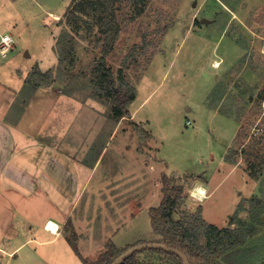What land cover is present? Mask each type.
Returning a JSON list of instances; mask_svg holds the SVG:
<instances>
[{
  "label": "rangeland",
  "instance_id": "374dc122",
  "mask_svg": "<svg viewBox=\"0 0 264 264\" xmlns=\"http://www.w3.org/2000/svg\"><path fill=\"white\" fill-rule=\"evenodd\" d=\"M80 1L103 0H0V21L9 20L0 27L15 40L14 49L1 53L11 62L10 88L25 70L18 67L42 61L47 75L35 76L34 65L25 86L41 79L40 88L61 89L84 103L90 98L87 117L100 135L120 125L122 149L108 153L111 166L94 178L74 210L77 226L65 224L64 235L91 261L110 244L150 243L159 238L150 210L166 188L179 192L183 216L199 211L218 226H227L232 214L250 221L245 207L252 196L264 210V190L240 196L242 169L264 189V0H114L120 33L107 60L137 90L131 116L118 122L112 102L94 97L89 80L102 55L104 12L93 4L88 13L77 10L76 26L67 12ZM64 44H73L74 61L61 58ZM234 162L240 167L232 170ZM209 177L215 194L202 205L192 187ZM258 228L264 234V224ZM75 264L84 263L76 257Z\"/></svg>",
  "mask_w": 264,
  "mask_h": 264
},
{
  "label": "crops",
  "instance_id": "0c3cea01",
  "mask_svg": "<svg viewBox=\"0 0 264 264\" xmlns=\"http://www.w3.org/2000/svg\"><path fill=\"white\" fill-rule=\"evenodd\" d=\"M8 21L1 19L0 26ZM6 33L0 27V40ZM6 56L0 52V264H75L78 256L63 227L68 222L72 228L77 226L71 219L81 198L107 164L111 166L113 160L107 161L111 149H122L116 141L120 125L100 135L102 130L88 118L92 113L90 98L84 103L61 89L38 86L31 93L24 88L34 65L41 71L46 68L42 61L34 59L18 67L25 70L12 79L17 83L10 88L11 62L4 60ZM16 109L17 114L11 116ZM129 112L131 116L130 107ZM111 118L116 121L112 114ZM240 163L234 162L232 170ZM242 170L246 187L240 196H260L263 187ZM210 181V177L199 180L192 187V197L202 205L215 194ZM50 222L57 225L55 231L48 228Z\"/></svg>",
  "mask_w": 264,
  "mask_h": 264
},
{
  "label": "trees",
  "instance_id": "16d2710c",
  "mask_svg": "<svg viewBox=\"0 0 264 264\" xmlns=\"http://www.w3.org/2000/svg\"><path fill=\"white\" fill-rule=\"evenodd\" d=\"M113 2L114 0H103L97 3L80 1L76 2L74 9L68 10L67 13L73 18L76 26H79L81 17L77 10L88 13L92 9V4L97 6L94 7L96 10L103 9V16L99 18L102 20L100 32L104 35L102 55L95 61L89 80L93 86V96L100 100L109 99L112 102V117L119 121L122 117L129 115V105L135 100L137 90L126 79L124 69L119 68L117 72H114L107 60L120 33V24L113 9ZM141 12L140 9L139 13ZM73 48V44H64L61 58L69 62L74 61ZM33 73L42 78L47 75L37 66L34 67ZM31 79L24 88H29L31 93H34L36 87L41 85V79L36 82ZM172 189L169 191L166 188L161 204L150 210L152 228L159 235V238L150 242H159L180 249L188 256L190 264H264V234L258 230V225L264 224L263 203L260 199H251L250 206L245 207L248 215L251 216L250 221L232 214L227 226L218 227L203 220L199 211L192 216H183L179 213L177 211L179 192H173ZM176 214L179 216L178 219ZM68 241L74 253L84 264H111L124 252L134 247V245L123 247L115 243L110 244L109 249L97 260L91 261L81 254L74 239L68 238ZM143 243L146 242L142 240L135 245ZM168 263L183 264V259L172 251L147 248L136 251L120 264Z\"/></svg>",
  "mask_w": 264,
  "mask_h": 264
},
{
  "label": "water",
  "instance_id": "95a60500",
  "mask_svg": "<svg viewBox=\"0 0 264 264\" xmlns=\"http://www.w3.org/2000/svg\"><path fill=\"white\" fill-rule=\"evenodd\" d=\"M175 216L178 219V215L176 214ZM147 248H149V249L150 248H158V249H164L167 251L175 252L176 254H178L183 259V264H190L188 256L183 251H181L180 249L174 248V247L167 246V245H165L163 243H159V242H150V243H143V244L136 245V246L130 248L129 250H127L126 252H124L121 256H119L111 264H120L126 258H128L130 255L135 253L136 251L147 249Z\"/></svg>",
  "mask_w": 264,
  "mask_h": 264
},
{
  "label": "built area",
  "instance_id": "2783aa9c",
  "mask_svg": "<svg viewBox=\"0 0 264 264\" xmlns=\"http://www.w3.org/2000/svg\"><path fill=\"white\" fill-rule=\"evenodd\" d=\"M12 49H14V42L12 36L9 34L2 35L0 40V52L5 55ZM254 133L256 132H253V134Z\"/></svg>",
  "mask_w": 264,
  "mask_h": 264
},
{
  "label": "bare ground",
  "instance_id": "6f19581e",
  "mask_svg": "<svg viewBox=\"0 0 264 264\" xmlns=\"http://www.w3.org/2000/svg\"><path fill=\"white\" fill-rule=\"evenodd\" d=\"M55 17H57V16L55 15ZM216 62L217 63H215L214 66L218 67L219 66V62L218 61H216ZM198 191L200 192V194H203V196H206V195H204V189L202 187H198ZM205 192H206V190H205ZM48 228L50 230H54L55 231L57 229V225L55 223H53V222H50Z\"/></svg>",
  "mask_w": 264,
  "mask_h": 264
}]
</instances>
